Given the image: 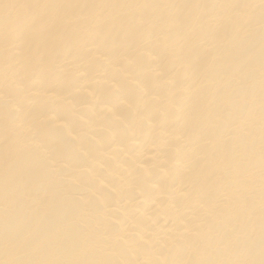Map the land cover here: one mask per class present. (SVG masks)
<instances>
[{
	"label": "bare ground",
	"instance_id": "obj_1",
	"mask_svg": "<svg viewBox=\"0 0 264 264\" xmlns=\"http://www.w3.org/2000/svg\"><path fill=\"white\" fill-rule=\"evenodd\" d=\"M0 264H264V0H0Z\"/></svg>",
	"mask_w": 264,
	"mask_h": 264
}]
</instances>
